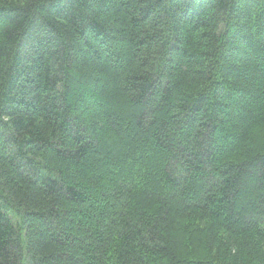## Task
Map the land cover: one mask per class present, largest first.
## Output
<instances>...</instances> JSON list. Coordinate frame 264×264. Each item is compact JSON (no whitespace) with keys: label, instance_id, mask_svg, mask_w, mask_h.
<instances>
[{"label":"trees","instance_id":"1","mask_svg":"<svg viewBox=\"0 0 264 264\" xmlns=\"http://www.w3.org/2000/svg\"><path fill=\"white\" fill-rule=\"evenodd\" d=\"M0 264H264V0H0Z\"/></svg>","mask_w":264,"mask_h":264}]
</instances>
